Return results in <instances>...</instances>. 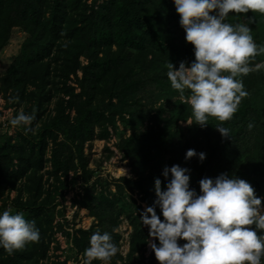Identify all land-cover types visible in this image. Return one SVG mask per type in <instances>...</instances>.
<instances>
[{"label":"trees","instance_id":"1","mask_svg":"<svg viewBox=\"0 0 264 264\" xmlns=\"http://www.w3.org/2000/svg\"><path fill=\"white\" fill-rule=\"evenodd\" d=\"M94 4L91 7L86 0H0V51L9 44L14 28H22L28 34L7 75L0 77V92H10L13 98L20 97L29 86L45 92L53 75L63 80L65 91L53 117L42 129L25 133L23 143L9 142L0 147L3 191L9 188L7 183L13 189L25 178L29 183L27 190L31 192L34 186L35 192L40 194L42 179L35 173L44 168L48 150L51 175L56 179L60 174L67 177L73 156L78 155L79 163L83 160L81 145L95 137L97 121L104 115L98 114L94 107L98 97L102 102L107 101L105 110L112 112L113 118L119 115L126 125L128 123L131 136L121 142L125 147L133 145L145 152L149 166L165 163L158 155L162 149L154 143V130L161 132L172 123L178 126L179 118L188 116L187 112L182 113L185 109L175 98L155 111L154 126L143 109L147 95L170 85L166 76L169 62L178 68L180 62L189 65L194 61L193 46L185 41L172 0H106L96 8ZM248 17L253 18L251 23ZM225 22L247 24L253 41L264 46V15L251 11L229 13ZM150 56L155 59L150 61ZM263 62L264 53H259L250 59L249 66L254 69ZM154 63L158 65L151 69L149 64ZM261 71L238 76L248 94L241 98L232 118L219 123L229 129V137H222L218 131L216 134L204 131L193 145L183 142L185 149L180 150L178 159L181 163L177 162L180 167L186 161L184 153L188 149L205 153L203 162L191 159L197 166V176L191 184L196 190L199 191L200 179H214L221 173L243 179L251 187L264 184V105H260V101H264V75ZM78 72L82 74L80 78ZM71 76L76 78L79 92L68 85ZM249 123L253 124L251 130L247 128ZM179 133L175 134L185 132ZM173 137L176 141L181 139ZM248 155L253 161L250 169L243 170L240 166L235 170L237 158ZM80 164L87 182L85 165ZM155 178H159V174L142 173L137 184L147 206H153L155 200ZM15 205L33 208L28 201L16 200ZM155 211L163 220L159 208ZM95 216L96 226L81 230V235L73 237V246L78 252L83 253L89 246V237L95 231L109 232L118 245L119 235L112 231L116 229L112 214L99 210ZM146 239L136 229L131 256L145 245ZM183 243L186 241L178 242ZM19 255L18 250L8 254L0 249V264H28L23 263Z\"/></svg>","mask_w":264,"mask_h":264},{"label":"clouds","instance_id":"2","mask_svg":"<svg viewBox=\"0 0 264 264\" xmlns=\"http://www.w3.org/2000/svg\"><path fill=\"white\" fill-rule=\"evenodd\" d=\"M179 16L185 41L193 46L194 61L169 62L166 76L181 98L187 91L191 108L189 125L206 127L209 117L219 122L232 118L241 98L248 93L238 76L254 69L251 58L264 53L250 35L247 24L225 22L229 13L258 12L264 15V0H172ZM251 23L252 17H248ZM256 67H260L256 65ZM18 99V98H16ZM34 115L17 111L8 121L12 127L33 131ZM222 137L229 129L214 127ZM247 128L251 130L253 124ZM205 159V153L188 149L185 159ZM189 170L165 166L161 180L154 179L155 200L145 207L140 221L148 228V241L159 264H262L264 260V208L261 198L243 179L221 173L199 180V193L189 186ZM170 176V179H169ZM159 208L163 220L156 214ZM113 232L116 231L114 228ZM39 240L35 221L21 212L0 211V249L8 254ZM186 243L178 244V241ZM119 248L107 232L95 231L89 237L81 264H110Z\"/></svg>","mask_w":264,"mask_h":264},{"label":"rangeland","instance_id":"3","mask_svg":"<svg viewBox=\"0 0 264 264\" xmlns=\"http://www.w3.org/2000/svg\"><path fill=\"white\" fill-rule=\"evenodd\" d=\"M86 1L91 7L95 3L94 7L96 8L106 0ZM27 38L28 34L22 28L12 30L9 44L0 51V77L7 75L9 68L20 55L22 44ZM153 57L155 59V56H150L149 60L151 61ZM81 62L85 64L84 59H81ZM149 65L153 69L158 64ZM259 66L254 68L250 75L258 69H261L264 75V62ZM78 74L80 78L82 74L80 72ZM62 82V79L53 75L51 85L45 92L29 86L18 99L13 98L10 92H0V147L9 142L23 143L22 139L25 134L23 127H12L8 124L17 111L34 115L32 123L34 132L42 129L43 125L53 117L57 102L63 97L65 91ZM68 85L75 87L79 92L78 82L74 76H71ZM262 95L264 96V92ZM171 98H175L179 102L180 106L185 109L182 113L187 112L188 116L180 117L178 126L172 123V126H167L161 132H157L158 129L154 130V143L162 149L158 155L165 159V163H155L149 166L145 152L140 151L139 147L133 145L129 148L125 147L121 141L131 136L128 123L126 125L119 115L113 118L112 112L105 110L107 101L102 102L98 97L94 107L98 109V114L104 115L100 116V122L97 121L95 137L81 145L80 154L83 160L80 163L85 165L89 178L87 182L84 181L85 175L81 169L78 155L73 156L67 177L60 174V178L56 179L51 175L50 150H48L44 168L35 173L36 177L42 179L40 194L35 192L34 186H31V192L27 190L29 183L25 178L18 181L13 189L7 183L6 186L9 188L3 191V186L0 185V211L7 209L13 213L21 212L26 219L31 217L39 229L37 242H29L23 248L18 249L19 259L23 263L81 264L83 253L74 248L73 237L81 235L79 233L81 230H89L96 226L95 215L99 210H102L112 214L116 224L115 232L119 235L117 245L119 251L111 259L110 264H159L148 244V241L152 240L158 245V241L148 236L147 226H144L140 221V211L143 212L147 205L143 202L144 198L137 185L138 181L142 173L146 175L155 173L159 174L161 185L164 187L166 181L162 176V170L165 166H179L181 163V160H178L180 150L185 149L183 142L193 145L199 139L198 136L204 135V131L216 134L217 130L214 127L220 123L215 117H209V125L204 128L196 124L189 125L191 108L187 103V91L184 98H181L179 93L168 85L163 90H156L153 94L147 95L144 101L146 106L144 105L143 109L149 115L151 125L156 124L153 116L155 111ZM260 102V105H264L263 100ZM71 117H74L73 112H71ZM191 122L194 123V120ZM180 127L185 128L181 129ZM179 132L185 133L175 134ZM174 135L181 139L174 140ZM48 138H51V135L48 134ZM252 162L250 155L237 158L234 168L236 170L242 166L243 170L250 169ZM182 167L189 170L190 188L199 193L192 186V181L197 176V166H194L190 159L186 160ZM252 188L254 194L261 198V207L264 208V184ZM16 200L28 201L33 205V208L17 207ZM136 229L141 231L147 239L145 245L131 256V241ZM139 238L142 239V235H139ZM92 264H100V262L93 261ZM262 264H264V260H262Z\"/></svg>","mask_w":264,"mask_h":264}]
</instances>
